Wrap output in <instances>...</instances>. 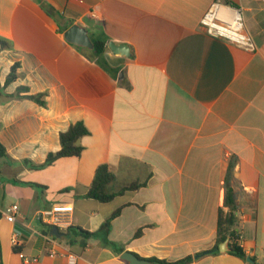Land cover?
<instances>
[{
	"label": "crops",
	"instance_id": "0c3cea01",
	"mask_svg": "<svg viewBox=\"0 0 264 264\" xmlns=\"http://www.w3.org/2000/svg\"><path fill=\"white\" fill-rule=\"evenodd\" d=\"M218 1L225 4L0 0V36L13 45L0 52V83L19 63V77L5 92L27 86L47 94L45 107L0 97V141L11 158L0 163V264H69L70 254L77 264H129L125 252L145 260L193 255L191 264H251L230 252L203 254L215 248L227 186L240 245L264 264V0H231L243 12L254 51L206 32L202 20ZM49 9L67 28L86 27L92 40L106 35L110 70L91 58V49L68 42L67 28L60 30ZM110 42L127 44L131 56L113 54ZM77 121L91 132L81 139L80 158L40 170L23 165L58 152L61 132ZM101 164L116 174L112 189L147 185L108 203L87 198ZM14 204L19 211L11 223L2 212ZM59 204L73 212L57 236L40 212ZM70 226L94 235H70ZM15 229L22 233L19 251Z\"/></svg>",
	"mask_w": 264,
	"mask_h": 264
},
{
	"label": "trees",
	"instance_id": "16d2710c",
	"mask_svg": "<svg viewBox=\"0 0 264 264\" xmlns=\"http://www.w3.org/2000/svg\"><path fill=\"white\" fill-rule=\"evenodd\" d=\"M225 5L235 7V3L231 0H224ZM48 9V6H46ZM66 26H60V30L65 31ZM94 49L92 50L93 56L92 59H96L97 62L103 66L106 70H110L108 61L105 57L107 50L108 38L106 35L101 34L98 38L93 39ZM13 45L11 40L4 36H0V52L4 49H12ZM20 64L16 63L11 67V71L6 79L4 85L0 83V97L5 96L7 98H16V99H29L41 106H47V94L30 93V89L27 86H19L15 93L7 94L5 92L6 86L10 83L15 82L19 77ZM91 132L89 128L83 121H77L72 123L69 128L61 132L60 142L61 149L58 152H51L48 154L44 163L36 164L31 160H23L22 163L25 167L34 170H40L47 166L53 165L56 161L63 158H80L85 147L81 144V139ZM5 156L8 159H11L5 146L0 141V157ZM116 174L109 168L108 164H101L97 167L94 179L91 185L88 188L87 193L84 195L87 198L97 200L102 203H108L115 199L117 196L124 194L127 191H136L147 185V181H133L129 184H126L119 189H112L111 185L116 181ZM16 183L26 184V185H35L40 187L38 184L30 182H22L15 180ZM225 208H220L218 212L217 220V242L215 248H217L221 243H223L230 234L229 245L231 248L230 253L246 261L247 254L244 251L243 247L240 245L239 232L236 229L237 226V216H236V199L233 190L227 186L226 197H225ZM120 209L116 210L112 217L109 218L105 224L106 227L109 226L110 221L113 217L117 216L120 213ZM70 235H82L85 238L91 237L94 233L83 230L79 227L70 226L68 229ZM142 233V229L138 230L136 236L138 237ZM214 248V249H215ZM209 250L203 253L207 254H216L218 251ZM16 251H19V248H15ZM152 264H191L195 261L193 255H189L179 260L169 261L166 259L159 258H148L146 259Z\"/></svg>",
	"mask_w": 264,
	"mask_h": 264
},
{
	"label": "built area",
	"instance_id": "2783aa9c",
	"mask_svg": "<svg viewBox=\"0 0 264 264\" xmlns=\"http://www.w3.org/2000/svg\"><path fill=\"white\" fill-rule=\"evenodd\" d=\"M222 8L227 11L221 12L220 9ZM202 26L214 38L226 40L245 50H256V44L252 36L245 29V20L241 9L218 1L205 14ZM18 211L19 205L14 204L9 206L2 214L7 221L14 223L17 220ZM72 212V205H53L51 208L43 209L40 212V218L49 227L67 228L70 224L69 217ZM21 236V231L15 229L12 236V244L15 248L22 244L20 241ZM69 264H77V256L75 254L69 255Z\"/></svg>",
	"mask_w": 264,
	"mask_h": 264
},
{
	"label": "water",
	"instance_id": "95a60500",
	"mask_svg": "<svg viewBox=\"0 0 264 264\" xmlns=\"http://www.w3.org/2000/svg\"><path fill=\"white\" fill-rule=\"evenodd\" d=\"M48 12L49 14L54 16L55 20L59 23L60 26H66L67 20L63 18L61 14L57 13L53 9H49ZM64 36L66 40L71 44H74L82 48H88L91 50L94 49L95 45L89 34L88 29L84 26H81L80 24H74L69 28H67V30L64 33ZM108 46L115 55H121L126 57L131 56V49L127 44H117L114 42H110ZM122 77L123 74H120V78ZM3 161H7V158L5 156L0 157V163H2ZM51 232L52 234H55L57 236L60 235L59 228L57 227H53ZM229 241H230V234L223 243H221L217 248L214 249V251H220L222 253L230 252L231 248L229 245ZM203 254H207V253H203ZM200 255L201 254L197 255L196 257L198 258ZM122 258L128 261L129 264H152L150 261L145 259H140L138 256H136L131 252H125L122 255ZM246 260L251 264H260L259 262H255V260L250 256H247Z\"/></svg>",
	"mask_w": 264,
	"mask_h": 264
},
{
	"label": "bare ground",
	"instance_id": "6f19581e",
	"mask_svg": "<svg viewBox=\"0 0 264 264\" xmlns=\"http://www.w3.org/2000/svg\"><path fill=\"white\" fill-rule=\"evenodd\" d=\"M220 11H221V12H226L227 10L224 9V8H222V9H220Z\"/></svg>",
	"mask_w": 264,
	"mask_h": 264
}]
</instances>
